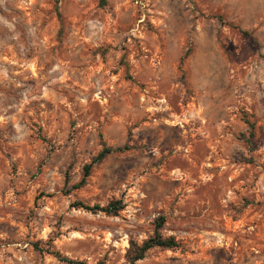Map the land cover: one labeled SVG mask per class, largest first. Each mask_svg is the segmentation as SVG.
<instances>
[{"label":"rangeland","instance_id":"rangeland-1","mask_svg":"<svg viewBox=\"0 0 264 264\" xmlns=\"http://www.w3.org/2000/svg\"><path fill=\"white\" fill-rule=\"evenodd\" d=\"M161 216L136 264H264V0H0V264H128Z\"/></svg>","mask_w":264,"mask_h":264},{"label":"trees","instance_id":"trees-1","mask_svg":"<svg viewBox=\"0 0 264 264\" xmlns=\"http://www.w3.org/2000/svg\"><path fill=\"white\" fill-rule=\"evenodd\" d=\"M100 4L102 6L106 5V0H100ZM246 124L249 126L250 133H249V140L253 138L254 134V124L246 121ZM130 150L129 145H124L122 147H109L105 143H102L101 151L83 167V176L80 181L73 187L75 189H80L87 185L89 177L92 174L93 168L102 162L107 156L116 153H123ZM66 182H68V175L66 177ZM73 207L76 209H82L87 212L98 213L103 212L107 215H117L120 211L124 209V204L121 200H114L111 201L106 206L100 205H87L83 202H75ZM165 222L164 217H159L155 221V229L153 235L149 238L145 239L141 243H138L134 240L130 241L129 248L125 254V260L128 264H136L138 261L143 260L146 254L155 248H162V249H177L180 247L179 241L173 237H165L161 234L160 230ZM56 256L61 258L64 261H67L71 264H86L80 261H71L64 257H61L58 253Z\"/></svg>","mask_w":264,"mask_h":264}]
</instances>
